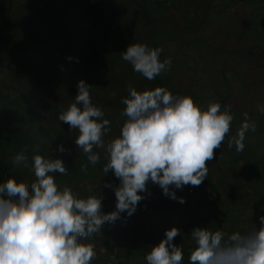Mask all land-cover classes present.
<instances>
[{
	"label": "trees",
	"instance_id": "1",
	"mask_svg": "<svg viewBox=\"0 0 264 264\" xmlns=\"http://www.w3.org/2000/svg\"><path fill=\"white\" fill-rule=\"evenodd\" d=\"M141 42L162 49L171 67L149 80L134 71L121 51ZM91 84L92 102L109 119L104 139L118 135L129 86L138 90L165 86L173 94L191 95L228 105L229 133L198 186L175 189L184 203L147 182L136 211L106 222L90 242L92 264H147L146 253L165 230L177 226L174 238L190 264V231L196 227L233 231L259 225L264 206V0H0V153L13 169L3 175L35 179L29 167L13 157L23 151L62 157L67 174L56 173L60 186L80 196L103 193L102 210L115 209L112 170L104 176L105 153L95 165L77 149V129L58 119L74 100L77 82ZM257 124L246 133L242 151L227 146L244 113ZM63 144L64 152L57 150ZM88 164L87 171L81 165ZM21 166L23 168H21ZM7 167V166H5ZM111 184L113 187H108Z\"/></svg>",
	"mask_w": 264,
	"mask_h": 264
},
{
	"label": "clouds",
	"instance_id": "2",
	"mask_svg": "<svg viewBox=\"0 0 264 264\" xmlns=\"http://www.w3.org/2000/svg\"><path fill=\"white\" fill-rule=\"evenodd\" d=\"M161 51L134 42L121 55L134 71L152 80L171 67V57L162 60ZM76 86L74 100L58 119L78 130L75 144L89 164L101 159L94 149L104 151V176L111 169L119 179L114 187L115 209L102 210L101 191L97 195L89 189L91 194L80 196L68 185H58L55 174H67L69 169L62 157L37 152L28 164L26 154L18 152L13 163L29 167L35 179L28 183L8 176L0 181V264H92L97 252L89 238L122 213L132 215L144 198L148 181L184 203L175 189L202 183L208 173L206 162L214 158V149L220 148L233 121L230 106L218 101L203 107L191 95L173 94L165 86L143 90L129 86L121 100L125 107L119 134L106 141L110 121L92 102L91 84L81 78ZM243 115L235 135L227 140V146L235 145L237 152L245 147L246 133L257 127L247 112ZM57 150L64 152V145ZM87 168L88 164L81 165V171ZM260 213L259 225L254 223L243 232L226 234L219 228L194 227L190 264H264V206ZM180 231L177 226L166 229L146 253L147 264H181L184 252L174 242Z\"/></svg>",
	"mask_w": 264,
	"mask_h": 264
},
{
	"label": "rangeland",
	"instance_id": "3",
	"mask_svg": "<svg viewBox=\"0 0 264 264\" xmlns=\"http://www.w3.org/2000/svg\"><path fill=\"white\" fill-rule=\"evenodd\" d=\"M5 166H7V167H5ZM21 168H23V167L21 166ZM3 169L4 170L7 169L10 172V171H12L15 168L11 167V164L9 162V158L7 156H3L2 153H0V181H3L5 179H7V177L11 175V174H8V175L4 176L3 175ZM16 169H18L20 171V173H21L22 170L19 167H16ZM20 173L16 175V178L18 180H22L23 179L20 176Z\"/></svg>",
	"mask_w": 264,
	"mask_h": 264
}]
</instances>
